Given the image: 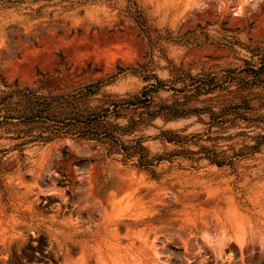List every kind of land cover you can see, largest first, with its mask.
Segmentation results:
<instances>
[{
  "label": "rangeland",
  "instance_id": "374dc122",
  "mask_svg": "<svg viewBox=\"0 0 264 264\" xmlns=\"http://www.w3.org/2000/svg\"><path fill=\"white\" fill-rule=\"evenodd\" d=\"M137 3L164 34L204 29L233 48L170 40L163 42L169 60L158 49L150 53L127 0H0V91L65 94L107 82L89 99L96 106L155 82L133 72L143 66L168 87L172 64L221 76L250 66L244 59L258 65L246 45L264 52V0ZM237 82L189 104L233 99ZM183 94L155 95L172 101ZM202 119L156 118L137 131L153 156L149 168L137 157L109 154L96 140L68 135L21 152L11 147L15 134L3 133L0 147L11 149L0 165V264H264V144L247 148L264 124L210 128ZM209 152L225 164L212 162Z\"/></svg>",
  "mask_w": 264,
  "mask_h": 264
},
{
  "label": "trees",
  "instance_id": "16d2710c",
  "mask_svg": "<svg viewBox=\"0 0 264 264\" xmlns=\"http://www.w3.org/2000/svg\"><path fill=\"white\" fill-rule=\"evenodd\" d=\"M127 1L129 2L127 12L145 35L150 53L158 49L169 60L163 42L170 40L192 45L218 42L233 48V41L229 39H225L224 42L215 41L204 29L187 32L178 38L172 37L168 31L164 34L149 24L137 0ZM245 48L251 52L252 57L258 56V65L244 59L250 66L238 71L230 69L221 76L210 73L196 76L181 70L169 61L172 65L168 87H165L167 84L165 81L153 73V68L143 66L133 72L145 81L154 79L155 82L145 84L138 93L113 97L96 106L89 105V99L98 94L107 82L98 81L65 94L44 93L39 89L30 88L2 89L0 91V138L3 133L15 134L9 135L10 138L17 140L11 147L21 152L29 143H46L68 135L96 140L105 144L109 154H122L126 161L137 157V165L149 168L153 165V156L143 144L142 137L136 136L135 133L151 125L156 118L169 121L191 114L199 116L200 119L206 116L208 119L203 122L210 128L232 127L241 121L264 124V52L258 46L246 45ZM237 72H246L252 77L249 80L245 77H237ZM234 80L238 81V84L232 91L233 99L224 100L218 105L201 107L189 104L191 98L199 99V96L209 94L215 89H226L228 86L226 84ZM177 83L182 85L177 87ZM260 87L262 91L256 89ZM161 89L184 92V94L182 99L176 98L172 101L156 99L155 94ZM118 119L126 121L119 123ZM162 133L163 135L175 134L172 130H163ZM130 135L134 136L127 139L126 137ZM254 137L255 142L247 145L251 152L258 151L264 144V132ZM166 138L174 140L173 137ZM9 149L11 148L0 147V165L5 162V154ZM206 157L217 165L225 164V161L219 159L215 152L207 153Z\"/></svg>",
  "mask_w": 264,
  "mask_h": 264
}]
</instances>
